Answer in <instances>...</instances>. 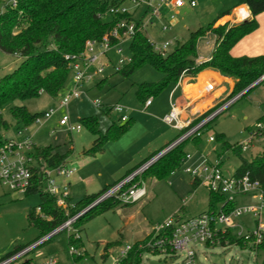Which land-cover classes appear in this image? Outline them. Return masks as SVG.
<instances>
[{"label":"rangeland","instance_id":"rangeland-1","mask_svg":"<svg viewBox=\"0 0 264 264\" xmlns=\"http://www.w3.org/2000/svg\"><path fill=\"white\" fill-rule=\"evenodd\" d=\"M194 1V6L186 4L176 9L170 6L163 7L161 10L163 19H153L154 25L146 27V35L158 43L175 39V43L168 49L171 51L177 44L186 41L192 32L208 26L239 0ZM4 3L11 5L12 0H4ZM3 9L2 6L0 11ZM145 10L146 7L141 5L134 13V18L145 21ZM172 13L176 14L173 27L163 32L161 25L166 23ZM104 20L110 21L111 15H105ZM255 37L257 39L254 40L253 48L244 49L245 52H255L262 42L264 23ZM130 42L123 44L121 55L113 50L109 52L110 59L103 58V63L106 64L103 73L94 75L93 80L90 79L77 87L81 93L80 98L71 99L67 107L59 108L55 115L33 123L25 131L27 135H33L32 140L37 146H53L60 152L72 149L73 153L68 161L71 160L77 170L72 187L71 204L80 200L87 192H98L116 176L120 178L126 174L131 166L137 164L141 158H145L148 148L155 145L159 134H164L170 140L177 139L181 135L180 130L173 129L163 121L164 111L168 105L170 106V100L176 101L181 95L180 85H177L174 93L172 90L176 85H169L158 96L153 97V104L150 107L144 109V104L136 94L137 86L145 82L159 83L163 79V74L149 64L136 69L129 78L114 71L113 64H118L121 57L130 56ZM213 45L212 34L200 38L197 45L198 56L202 58L211 56ZM99 51L100 49L95 48L93 53L97 54ZM20 63L21 59L17 56L0 51V77L12 72ZM103 78L105 82L96 86L95 80ZM190 80L193 82L192 79ZM75 87L74 72L70 70L61 96ZM229 94L225 90L210 109L223 102ZM61 96L52 98L43 94L38 98L16 101L15 104L25 105L30 113H41L57 108ZM96 101L104 107L115 104L128 107V114L133 120L121 135L107 142L104 151L85 155L84 150L88 149L95 139L84 123L86 119H96L102 132H105L112 123L122 124L118 113H106L95 104ZM212 101L206 106L209 107ZM64 115L70 117L72 124L80 123L82 129L71 133L66 126H61L59 121ZM4 117L13 122L8 108L4 110ZM263 117L264 84H259L247 96L236 99L213 119L199 136L193 137V140L198 139L196 142L190 139L184 143V151L190 158L180 168L167 177L145 179L148 194L143 199L129 204L120 203L91 218L79 227V230L72 228L69 235L68 231L60 232L50 241L37 247L29 256L33 259H41L44 256L54 255L58 257L60 264H72L67 258L68 236L79 231L86 255L76 261V264H117V257L126 247L149 237L158 225L163 224L170 217L188 219L208 211L219 213L220 203L214 209L210 207L211 190L205 183L202 168L206 164L215 166L221 161L223 173L231 176L240 166L241 157L251 159L257 156L263 149L264 134L256 135L250 144L248 141L250 133L258 130L257 123ZM14 128L4 133L5 136L15 138L17 132ZM261 131L264 133L263 130ZM211 137L213 140H210ZM223 140L232 147L247 143V148L239 156L232 148L225 150ZM187 169L198 170V177L189 173ZM39 203V194H21L4 187L0 182V258L41 236V231L28 220L29 212ZM253 203H256V199L252 195H235L236 207ZM257 222H260L264 231V211L260 221L253 213H244L234 218L230 225L232 228L228 229L233 230L235 234L247 233L257 228ZM218 227L223 230L227 228L225 224ZM107 243H117V245L110 247L104 258ZM254 248L251 243L240 246L228 243L225 246L222 244L194 246L198 264H260L264 259V249L255 251ZM184 257V251H177L173 256L144 251L140 264H183Z\"/></svg>","mask_w":264,"mask_h":264},{"label":"trees","instance_id":"trees-1","mask_svg":"<svg viewBox=\"0 0 264 264\" xmlns=\"http://www.w3.org/2000/svg\"><path fill=\"white\" fill-rule=\"evenodd\" d=\"M111 3L112 0H12L11 5H6L4 0H0V8L4 7L3 11H0V51L21 59V63L17 68L0 77V147L9 138L4 133L10 131L13 127L19 129L31 126L35 123L36 118L43 113H30L25 105L15 104L16 101L38 98L43 94H47L52 98L61 96L70 71L65 55L83 51L88 40H100L105 34L110 32L120 19L119 16L111 17L110 21L104 20L106 11ZM242 3L248 6L251 18L233 25H230V23L216 25L218 19L229 14V11H225L208 26L200 27L192 32L186 41L177 44L173 50L166 54L156 52L151 46L145 31L137 29L130 42L132 60L118 73L125 78H129L136 69L149 64L163 74V79L159 83L145 82L137 86L136 94L143 104L148 98L158 96L169 85H177L179 80L185 77L193 80L201 71L206 69L219 71L222 75L232 78L234 86L230 94L223 102L207 110L195 120V122L200 121L264 75V54L234 56L231 53L232 48L243 37L258 29L259 23L256 16L264 11V0H244ZM123 17L126 20H131L130 15ZM207 34L215 36V47L210 59L200 62L198 61L197 45L199 39ZM95 81L96 86H100L105 82V79H97ZM259 84H264V79ZM253 88L239 98L247 96ZM7 108L10 110L14 123L4 117V110ZM101 109L111 114L109 108ZM132 120L133 118H129L126 121H121L120 119L122 124L112 123L105 132H102L96 119H86L84 123L93 133L95 139L92 145L84 150V154L94 155L97 152H102L106 143L110 139H115L121 135ZM263 134L262 131L257 132L258 136H263ZM186 141H183L158 158L145 169L141 178L145 180L150 177L157 179L167 177L180 168L186 161V152L183 148ZM171 142L162 149L150 153L138 165L133 167L127 176L156 156ZM223 148L225 150L232 148L239 156H241L243 151L241 146L232 147L224 140ZM72 153V149L60 152L53 146H36V154L45 160L47 167H55L68 162ZM240 159V166L236 169L234 175L248 174L252 181H258L264 186V144L262 151L257 156L251 159L243 157ZM42 182L43 174L42 172H37L33 178L32 187L25 194H39L40 203L37 206H40L42 213L48 216L44 218L37 213V206L32 208L28 214L30 224L41 231L40 237L50 233L84 210L104 190L112 186H107L97 193L85 194L73 205L63 209L56 205L55 197L43 190ZM224 200V195L213 191L210 192L211 209H214L217 204L222 203ZM120 203L119 200L113 198L93 206L73 223L74 230H79V227L91 218ZM229 205L228 209L230 210L235 206V203L233 202ZM75 233L68 236V249L70 247L80 248L84 246L82 238H76ZM67 234L69 235V233ZM220 236L223 246L227 243L239 246L250 244L248 240L238 236L231 229L220 234ZM147 239L148 237L132 245L127 256L117 264H140L142 260L141 254L144 250L139 245L145 243ZM115 245L117 243L105 244L104 258L107 256L108 249ZM25 246L17 247L14 251L1 257L0 261ZM252 246L255 247V251L263 250L264 239L258 244H252ZM80 258H76V260ZM260 264H264V259Z\"/></svg>","mask_w":264,"mask_h":264},{"label":"built area","instance_id":"built-area-1","mask_svg":"<svg viewBox=\"0 0 264 264\" xmlns=\"http://www.w3.org/2000/svg\"><path fill=\"white\" fill-rule=\"evenodd\" d=\"M13 3H15V1H13ZM186 4L194 6L195 1L112 0L105 15L110 14L111 17L114 18L120 16V19L115 23L110 32L105 34L100 40H88L83 51L65 55L69 69L74 72L76 87L67 94L61 96L57 108H51L49 111L43 112L36 118L35 122H41V119H49L55 115L59 108L67 107L71 99L80 98L81 93L78 91L77 87H80L84 82L90 79L93 80L94 75H99L104 72L106 64L103 63V58L110 59L109 52L113 50L121 55L123 53V44L131 41L137 29L146 31L148 25H154L153 19H163L161 14L163 7L170 6L172 9H176ZM141 5L146 7L145 21L136 20L134 18V13ZM125 15H130L131 20H126L123 17ZM175 19L176 14L172 13L166 23H162L161 30L166 32L172 28ZM148 39L153 49L161 54L170 52L168 51L170 45L175 43V39L160 43L151 40L149 37ZM95 48L100 49L97 54L93 53ZM131 60V54L130 56L121 57L118 64H113L114 71L119 72L126 64L130 63ZM97 63L99 64L97 65ZM181 80L182 79H180L177 84H179ZM236 96L223 103L215 111L198 122L189 118L182 119L179 107L177 104L173 103L170 112L163 117V121L173 128L180 130L181 135L162 150L164 154L183 141L199 136L204 126L229 107L237 99ZM152 100V97L148 98L144 106L148 107L152 103ZM95 104L100 108H109L111 113H118L121 121L129 119L128 108L121 104L110 105L108 107L102 106L97 101ZM59 124L61 126H66L71 133L75 131L79 132L82 129L80 123L72 124L68 115H64L60 119ZM257 127V131H252L250 133L248 144H250L251 140L257 135V132L264 129V117L258 121ZM27 128L28 127L17 129L16 137H9L0 147V182L4 187L12 191L26 194L29 188L32 187L35 174H37V172H42L43 190L55 197L58 207L67 209L70 205H73L70 201V185L68 181L76 172V167L67 162L59 166L47 167L45 160L36 154L37 145L34 144L32 140L33 135H27L25 132ZM210 140H213V137H211ZM240 146L245 150L247 148V143L240 144ZM156 156L135 169L122 180L108 187L84 210L68 219L50 233L36 239L16 253L4 258L0 261V264H60V260L54 255L44 256L41 259H33V257L29 255L37 247L48 242L61 231L64 230L69 233L73 228V223L86 211L99 203L113 198L119 200L121 203L136 202L143 199L148 192L145 181L141 178V175L145 169L157 160H154ZM189 158L190 156L186 155V160ZM187 171L198 177V170L187 169ZM202 173L204 174L205 183L210 190L224 195L225 197V200L221 203L220 212L208 211L188 219L172 216L154 229L147 241L139 245L141 249L170 256L175 255L177 251H184L185 257L183 259V264H198L197 253L194 246L221 244L220 234L225 233L228 228H232L230 225L234 218L244 213H253L260 221L261 214L264 211V186L258 181H252L248 174L241 176L234 174L226 176L221 169V161L215 166L212 164L204 165ZM237 194L252 195V197L256 199V203L239 207L234 206L229 210V204L235 203V195ZM36 212L44 218L48 217L42 213L40 206H37ZM223 224L227 226L224 230L218 227ZM262 227L260 222H257V228L254 231L247 233L237 232L236 234L242 236L246 240H251L250 243L255 245L264 239ZM75 237H81L79 232L75 233ZM131 248L132 246H129L122 251L116 259L117 263L127 256ZM85 255L86 250L84 246L80 248L70 247L67 251V258L71 260L72 264H76V261H78L76 258H82ZM142 255L143 253L141 256Z\"/></svg>","mask_w":264,"mask_h":264},{"label":"crops","instance_id":"crops-1","mask_svg":"<svg viewBox=\"0 0 264 264\" xmlns=\"http://www.w3.org/2000/svg\"><path fill=\"white\" fill-rule=\"evenodd\" d=\"M243 1L244 0H239L237 2V4L232 6V8H229L227 10V11H229V14H226L223 17H221L220 19H218V21L216 22V25L225 24V23H230V25H233V24H236V23H239L241 21H245V20L251 18L252 17L251 12H250L248 6L244 3H242ZM256 19L259 23L258 29L255 30L254 32H252L251 34L243 37L232 48L231 53L234 56H241V55L255 56V55L264 54V44H262V42H264V38L262 39V42L259 43L258 48H256L255 52H245V50H244V49H247L249 47L253 48V45L255 43L254 40L257 39L255 36H256L257 32L259 31V29L261 28V26H263V23H264V11L262 13L258 14L256 16ZM215 42H216V38L214 36L213 50L215 47ZM243 46H245V48H243ZM211 56H209L208 58H202V57L198 56V61L201 62V61L208 60V59H210ZM177 85H180V87H181V95L179 96V98L176 101L170 100V106L168 105L165 108L164 114L165 115L168 114L171 110L172 104L175 103V104H177V106L180 109V116L182 119L189 118V119L196 120L200 114L202 115L203 112L209 110L210 107H212L216 103V100L224 93L225 90H227L229 93L231 92V90L234 86V80L230 77L222 75L219 71H216L213 69H206V70H203L202 72H200L193 79V82H191L190 78L185 77ZM177 85L175 86V88H173L172 93H174L175 90L177 89L176 88ZM210 101H212L210 106L209 107L206 106ZM152 104H153V100H152V103L148 107H150ZM148 107L144 106V109H146ZM204 107H206V109H203ZM128 111H129V108H128ZM129 118H132V117L129 115ZM15 129L16 128H14V130ZM173 129H175V128H173ZM173 140L174 139H171V140L168 139L167 137L164 136V134H159V137L156 140L157 142H155V145L153 147L148 148L149 150H147V155L145 156V158L150 153L162 149L165 145H167L169 142H171ZM193 141L196 142L197 139H194ZM104 150H105V147H104ZM145 158H141V160L137 164H135L134 166H131V168L128 170V172L133 167L138 165ZM67 163L73 165L71 160L68 161ZM76 170H77V168H76ZM128 172L126 174H124L123 176H121L120 178H118V176H116L115 178H113V180H112L113 182L112 181L109 183L107 182L108 184H105L103 186V188H101L99 191L103 190L107 186L113 185V184L117 183L118 181L122 180L123 178H125L127 176ZM75 173H74V176H72L68 181V183L70 185V198H72V187H73V183L75 180V178H74ZM93 193H97V192H93ZM93 193L87 192L86 194H93Z\"/></svg>","mask_w":264,"mask_h":264},{"label":"water","instance_id":"water-1","mask_svg":"<svg viewBox=\"0 0 264 264\" xmlns=\"http://www.w3.org/2000/svg\"><path fill=\"white\" fill-rule=\"evenodd\" d=\"M263 79H264V76H262V77H261L260 79H258L256 82H254V83H252L250 86H248L245 90H243L240 94H238V95L236 96L237 99H238L239 97H241L244 93H246L248 90H250L251 88L255 87L257 84H259ZM163 155H164V151L160 152V153L156 156V158H155L154 160L160 158V157L163 156Z\"/></svg>","mask_w":264,"mask_h":264}]
</instances>
